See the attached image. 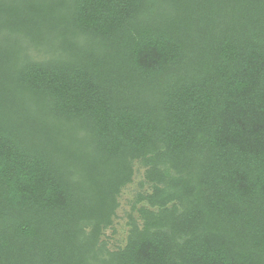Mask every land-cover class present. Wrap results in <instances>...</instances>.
<instances>
[{
  "label": "trees",
  "instance_id": "16d2710c",
  "mask_svg": "<svg viewBox=\"0 0 264 264\" xmlns=\"http://www.w3.org/2000/svg\"><path fill=\"white\" fill-rule=\"evenodd\" d=\"M0 264H264V0H0Z\"/></svg>",
  "mask_w": 264,
  "mask_h": 264
},
{
  "label": "rangeland",
  "instance_id": "374dc122",
  "mask_svg": "<svg viewBox=\"0 0 264 264\" xmlns=\"http://www.w3.org/2000/svg\"><path fill=\"white\" fill-rule=\"evenodd\" d=\"M146 167L141 163L136 164V174L131 183L125 186L119 194L120 206L114 223L105 231V236L109 237V247L112 249L124 247L129 236L128 214L131 212L132 203L140 193L152 191L150 183H144ZM135 213V212H133ZM134 215H137L136 213Z\"/></svg>",
  "mask_w": 264,
  "mask_h": 264
}]
</instances>
